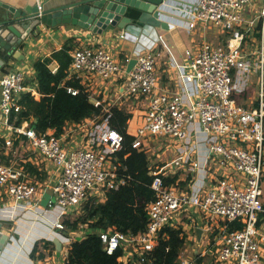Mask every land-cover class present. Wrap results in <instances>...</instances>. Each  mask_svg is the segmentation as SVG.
I'll return each mask as SVG.
<instances>
[{
  "label": "built area",
  "instance_id": "2783aa9c",
  "mask_svg": "<svg viewBox=\"0 0 264 264\" xmlns=\"http://www.w3.org/2000/svg\"><path fill=\"white\" fill-rule=\"evenodd\" d=\"M42 3L43 0H37L39 9ZM185 24L192 29L198 24L217 29L228 34V38L226 44L204 39L196 51L185 50L188 61L175 65L183 92L159 88L154 50L138 55L130 69L129 56L122 64L100 45H78L71 50L70 76L80 81L81 75L104 81L123 76L124 96L132 106L136 105L131 119L135 127L133 147L144 151L150 167H154L151 186L156 197L147 206V229L131 234L109 227L100 230V236L108 253L118 247L123 249V264H154L149 253L160 230L168 225L184 229L185 223L199 227L196 219L199 215L207 232H214L207 252L214 250L216 264H262L264 0H198ZM56 69L53 67L52 71ZM254 74L258 89L256 106L247 107L236 94L247 93ZM26 80L20 70L6 72L0 80V114L11 132L4 139V146L11 149L16 140L26 139L46 172L47 164L52 165L54 172L41 179L27 168V161H0V191L25 202L50 190L53 199L50 197L48 204L59 206L63 217L73 212L81 214L91 197L105 195L108 189L117 188L128 179L116 170L110 158L111 153L122 148L123 135L109 126L106 115L88 117L89 121L70 126L69 131L80 129L85 137L81 144H75L74 139L72 144L67 143L73 131L67 135L65 132L55 135L50 129L38 132L29 119L18 124L20 100L28 89ZM189 85L194 86L193 91ZM68 91L76 92L71 87ZM94 101L102 103L105 112L114 106L104 105L102 97ZM194 123H198L207 145L201 161L186 149ZM66 127L69 123L64 131ZM170 148L173 151L170 159L157 160L156 156ZM183 167L190 173L201 169L213 176L195 193L187 186L165 185L163 176L181 172ZM216 168L226 172L216 174ZM219 219V223L215 222ZM237 220L243 226L230 229V223ZM55 226L59 230L64 228L62 220ZM186 233L184 250L190 236L189 231ZM198 255L195 253L192 260L182 253L180 264H197Z\"/></svg>",
  "mask_w": 264,
  "mask_h": 264
},
{
  "label": "crops",
  "instance_id": "0c3cea01",
  "mask_svg": "<svg viewBox=\"0 0 264 264\" xmlns=\"http://www.w3.org/2000/svg\"><path fill=\"white\" fill-rule=\"evenodd\" d=\"M0 1L9 5L11 8L8 7L9 10L13 12L29 10L37 4V0ZM71 1L76 0H43L48 7ZM197 1L166 0L164 6H161L164 11L160 17L168 23V28L139 21L141 11L131 6L128 7L125 13L126 16L131 18L129 22H126L122 27L108 24L102 32H95L91 28L79 24L68 23L53 26L40 23L24 38L21 44L17 45L9 58H7L6 67L0 73V80L6 72L20 70L25 73L27 79L28 89L25 93L30 91L37 92L38 81L36 70L33 66L35 60L39 57L51 55L53 51L60 49L68 42L74 47L87 44L103 46L111 51L122 64L125 63L124 61L128 56L132 61V59L136 60L138 55L154 50L157 53L156 70L159 76V88L161 90L168 89L170 91L183 92L184 85L178 79L175 65L188 61L185 50L196 51L204 39L214 43H223L228 38L224 37V33L217 31V29L203 27L201 24L192 29L185 24V20L189 18V13L196 9ZM217 38L220 42H217ZM4 55H6V52H0L1 58ZM53 64L52 68L57 67L56 63ZM80 78L81 82L90 90L93 100L102 97L105 102L104 105L106 103L117 105L132 113V115L134 114L136 105L133 103L132 106V102L123 93V76H114L107 81L97 77H87L86 75H81ZM190 89L193 91L194 86H191ZM86 120L89 121L90 119L86 118ZM73 124L74 122L69 123V127H66L64 131L65 135L73 131L71 136L69 135L67 143L72 144L74 139L75 144H81L85 137L79 131L80 129L73 128L69 131L70 126L72 127ZM131 127L134 132L135 127L133 125ZM192 128L190 142H188L186 149L190 150L192 155L196 158L198 157L201 161L207 149L206 141L198 123H194ZM10 133V130L4 125L0 114V138L5 139ZM4 154L9 157L10 161H27V164L35 165L37 168L42 169L41 171H44L43 174H45L44 178L49 177L48 175L54 172L51 164L45 166L46 172L43 164L36 159L37 156L30 149L26 139L16 140L15 145L11 149L5 148ZM181 169V173L184 175L182 179L190 178L187 188H190L189 191L193 193L204 182L206 184L213 176L209 171L205 172L201 169L194 173H190L184 167ZM215 171L217 172L216 174H224L226 172L223 168H216ZM45 194H49V198L53 199V194L50 190L46 191L44 196L38 194L33 200L25 202L15 200L3 190L0 191V221L2 223L0 229L8 236L4 247L0 251V264H65L71 240L82 238L91 232L90 227H87L90 230L82 232L84 229H79V231L72 232L70 234L71 238L63 236L55 226L57 221L62 220V210L57 205H49L48 200L45 199ZM98 198L104 201L106 196L102 195ZM198 216H196V219L199 221V227H204L205 229L199 243L197 242L195 227H189L187 223L184 224L185 231L190 232L189 243L196 244L194 254L203 252L202 249L207 251L211 246L208 243L213 239L210 238L211 233L207 232L205 222L199 219ZM219 221L220 219L218 223ZM55 237L61 240L60 250L57 249L53 241ZM46 240L52 241L54 247L51 244L46 247L43 244V241ZM37 242H40L39 247L44 254L42 258L31 257V252ZM262 264H264V259Z\"/></svg>",
  "mask_w": 264,
  "mask_h": 264
},
{
  "label": "trees",
  "instance_id": "16d2710c",
  "mask_svg": "<svg viewBox=\"0 0 264 264\" xmlns=\"http://www.w3.org/2000/svg\"><path fill=\"white\" fill-rule=\"evenodd\" d=\"M228 34H224L227 37ZM226 44V42H224ZM74 46L66 42L60 49L49 56L39 57L33 66L36 70L38 88L36 91L24 93L21 97V110L17 123L25 119L30 120L31 126L36 125L38 132L50 129L55 135L64 132L65 125L71 122H81L88 117L106 115L109 126L118 130L123 135L122 148L110 154L116 170L128 176V179L117 188H110L105 192V200L91 197L86 201L83 211L76 218L70 214L64 215L62 222L64 228L60 233L66 238L79 231L82 224H87L91 232L82 238L72 239L68 248L65 264H123L124 251L118 247L108 253L100 236V230L114 228L123 233L138 234L147 229V206L156 197L152 188L155 174L154 167H150L147 154L133 147L135 134L131 127L132 113L117 105L105 112L103 104L96 103L80 79L69 75L72 62L71 50ZM53 63L57 69L52 71ZM71 87L75 93L69 92ZM101 98V97H99ZM0 161L9 162L4 154V139L0 138ZM27 168L43 179L45 174L35 165L27 164ZM180 173L163 176L165 185L178 184L188 186V179H180ZM243 223L233 221L230 229L241 228ZM187 233L182 227L165 226L160 230V235L154 248L149 253V258L154 264H180L179 256L185 248ZM47 247L54 243L50 240L43 241ZM37 242L31 252V257L42 258L44 254ZM39 251V253H37ZM202 258H197L201 264ZM129 264H138L131 262Z\"/></svg>",
  "mask_w": 264,
  "mask_h": 264
},
{
  "label": "water",
  "instance_id": "95a60500",
  "mask_svg": "<svg viewBox=\"0 0 264 264\" xmlns=\"http://www.w3.org/2000/svg\"><path fill=\"white\" fill-rule=\"evenodd\" d=\"M165 2L166 0H76L50 7L45 5L46 2H43L41 9L35 4L29 10L13 12L9 10V5L0 1V52H6L3 58L0 57V73L5 69L6 60L13 50L40 23L53 26L68 23L79 24L87 26L95 32H102L108 24L122 27L126 22H129L131 18L125 13L131 6L141 11L139 21L168 28V23L160 17L164 11L161 6H164ZM134 63L135 59H132L128 69ZM33 127L35 128L36 125L34 124ZM48 198L49 194H45V199L48 200ZM1 226L0 221V228ZM195 231L199 243L204 229L196 227ZM7 238L8 236L0 229V251ZM53 241L57 249L60 250L61 240L55 237Z\"/></svg>",
  "mask_w": 264,
  "mask_h": 264
},
{
  "label": "rangeland",
  "instance_id": "374dc122",
  "mask_svg": "<svg viewBox=\"0 0 264 264\" xmlns=\"http://www.w3.org/2000/svg\"><path fill=\"white\" fill-rule=\"evenodd\" d=\"M220 39V38H219ZM221 40V39H220ZM219 40H218V38H217V42H218ZM220 42V41H219ZM224 43V42H223ZM257 79V74H254L253 75V78H252V82L253 83H251V86H250V88L248 89V91H247V93L246 94H244V95H241V94H236L237 95V97H239L238 99H239V101L241 102V103H243V104H245L247 107H250V106H256V100H255V97H256V95H257V87H256V82H255V80ZM253 101V102H252ZM173 155V151H172V149L170 148V149H166L164 152H161L160 153V156H156V158H157V160H158V158L159 157H164L166 160H168V159H170V157ZM49 169H51V167H49ZM184 177V175L182 174V173H180V178H183ZM80 214V213H79ZM79 214H77L76 212H73V213H71L70 214V218L72 217V218H76L77 217V215H79ZM188 221V220H187ZM215 222H218L217 220L215 221ZM87 227H89L87 224H82L81 225V227H80V230L81 229H84L82 232H85L86 230H90V229H88ZM71 234H72V232H71ZM214 234V232H212V234H211V236H210V238L212 239L213 237H212V235ZM210 242L211 241H209V245H210ZM196 245V244H195ZM195 245H193L192 243H189V241H188V245H187V250H184L182 253H183V255H186V256H189V257H191V259L192 260H194V256H195V254H194V252H195ZM207 248H208V246H207ZM203 250V252H198L197 254H199L198 255V257H201L202 258V260H203V262H205V264H216L215 263V260H214V250H212V251H209V252H207V251H205V249H202ZM58 253H60V251H58ZM180 263V262H179ZM201 264H204V263H201Z\"/></svg>",
  "mask_w": 264,
  "mask_h": 264
}]
</instances>
